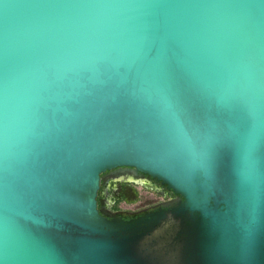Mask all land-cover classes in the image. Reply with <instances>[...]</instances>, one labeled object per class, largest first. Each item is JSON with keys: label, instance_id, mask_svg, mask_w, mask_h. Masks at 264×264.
<instances>
[{"label": "water", "instance_id": "water-1", "mask_svg": "<svg viewBox=\"0 0 264 264\" xmlns=\"http://www.w3.org/2000/svg\"><path fill=\"white\" fill-rule=\"evenodd\" d=\"M0 264H264V0H0Z\"/></svg>", "mask_w": 264, "mask_h": 264}, {"label": "flooded vegetation", "instance_id": "flooded-vegetation-1", "mask_svg": "<svg viewBox=\"0 0 264 264\" xmlns=\"http://www.w3.org/2000/svg\"><path fill=\"white\" fill-rule=\"evenodd\" d=\"M159 192H164L166 195H168L167 199L174 197V194L171 191H168L165 186H162L155 180H146L142 183L109 181L105 184V186H102L100 191V199L106 202L105 206L107 210L120 214L124 218L129 219L130 215L137 214L144 209L153 207L167 200L161 196ZM146 193L148 195L154 194L157 198L153 199V195L148 196ZM135 205L136 207H133Z\"/></svg>", "mask_w": 264, "mask_h": 264}, {"label": "rangeland", "instance_id": "rangeland-1", "mask_svg": "<svg viewBox=\"0 0 264 264\" xmlns=\"http://www.w3.org/2000/svg\"><path fill=\"white\" fill-rule=\"evenodd\" d=\"M146 195H148V194L146 193ZM151 195H153V196H152L153 199H156V198H157L154 194H149L148 196H151ZM142 200H143V199H142ZM133 207H136V205L133 206ZM133 207H132V208H133Z\"/></svg>", "mask_w": 264, "mask_h": 264}]
</instances>
